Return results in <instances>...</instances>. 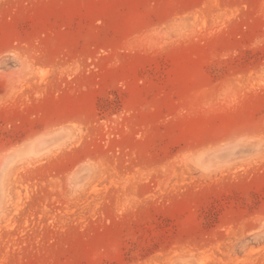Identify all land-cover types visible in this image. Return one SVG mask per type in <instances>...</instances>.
<instances>
[{
  "label": "rangeland",
  "instance_id": "374dc122",
  "mask_svg": "<svg viewBox=\"0 0 264 264\" xmlns=\"http://www.w3.org/2000/svg\"><path fill=\"white\" fill-rule=\"evenodd\" d=\"M0 264H264V0H0Z\"/></svg>",
  "mask_w": 264,
  "mask_h": 264
}]
</instances>
